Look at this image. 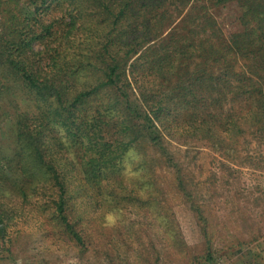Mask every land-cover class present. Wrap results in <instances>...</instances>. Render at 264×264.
Masks as SVG:
<instances>
[{
	"label": "trees",
	"instance_id": "16d2710c",
	"mask_svg": "<svg viewBox=\"0 0 264 264\" xmlns=\"http://www.w3.org/2000/svg\"><path fill=\"white\" fill-rule=\"evenodd\" d=\"M1 116L0 209L50 210L85 249L89 210L149 202L147 153L125 183L131 150L155 147L183 188L166 138L221 151L264 133V0H0ZM7 234L0 213V250Z\"/></svg>",
	"mask_w": 264,
	"mask_h": 264
},
{
	"label": "rangeland",
	"instance_id": "374dc122",
	"mask_svg": "<svg viewBox=\"0 0 264 264\" xmlns=\"http://www.w3.org/2000/svg\"><path fill=\"white\" fill-rule=\"evenodd\" d=\"M237 12L235 4L214 10L227 38L241 28ZM8 129L1 116L2 146L10 144ZM234 141L217 151L166 138L183 188L155 147L131 150L122 166L125 183L139 175L147 153L149 177L140 187L150 191L149 202L89 210L85 249L50 210L0 209L8 233L0 264H264V133Z\"/></svg>",
	"mask_w": 264,
	"mask_h": 264
}]
</instances>
